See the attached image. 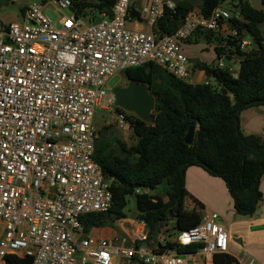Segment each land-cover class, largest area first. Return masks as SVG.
Returning <instances> with one entry per match:
<instances>
[{
    "label": "built area",
    "instance_id": "2783aa9c",
    "mask_svg": "<svg viewBox=\"0 0 264 264\" xmlns=\"http://www.w3.org/2000/svg\"><path fill=\"white\" fill-rule=\"evenodd\" d=\"M132 1L116 0L108 15L95 9L79 13L72 0H57V11H74L58 20L45 2H34L20 21L0 18V264H11L12 255L31 264H118V257L128 264H215L216 254L228 253L230 235L217 212L177 236L165 223L158 240H149L147 223L137 220L120 248L109 238L83 236L82 217L113 206L112 179L94 159L96 108L118 107L110 79L152 62L187 83H210L190 67L184 43L199 29L214 34V47L238 35L229 22L241 17L233 5H220L209 16L189 12L174 34L161 35L153 26L183 0H150L142 11L150 30L129 27ZM97 17L101 21L93 24ZM255 43L245 38L240 47L247 51ZM227 55L215 65L237 78L241 60ZM118 113L122 130L132 131ZM169 241L201 246L181 253Z\"/></svg>",
    "mask_w": 264,
    "mask_h": 264
},
{
    "label": "trees",
    "instance_id": "16d2710c",
    "mask_svg": "<svg viewBox=\"0 0 264 264\" xmlns=\"http://www.w3.org/2000/svg\"><path fill=\"white\" fill-rule=\"evenodd\" d=\"M79 13L87 9L112 14L116 0H72ZM228 0H183L153 26L155 33L174 34L189 12L209 16ZM240 18H231L232 29L238 35L225 45L214 47L216 60L228 53L241 60L240 74L233 77L228 69L215 62L192 60L194 68L204 70L210 83L190 84L156 63H146L124 70L128 80L145 83L156 98L150 120L117 107L132 124L136 138L132 145L98 131L95 161L104 175L112 179L113 206L107 212H93L82 217L83 236L92 229L115 227L126 217L124 212L129 195L136 196V219L145 221L150 229L149 240L155 238L165 223L183 214L187 195L186 172L191 166H201L213 176L221 177L233 198L236 212L253 216L263 199L261 181L264 176V137L245 134L241 128V113L251 107L264 106V46L254 45L244 51L240 43L251 38L258 43L264 39V8L253 6V0H233ZM264 4V0H263ZM214 34L197 30L186 41L193 43ZM219 44L221 37H216ZM196 127L195 139L188 144L185 137L191 126ZM163 187V194L149 190ZM183 216V215H182ZM199 224L195 219L180 230ZM200 244L188 246L169 241L168 247L179 252H195ZM11 264H31L30 258L8 257ZM215 264H241L230 253H218ZM144 264V263H140Z\"/></svg>",
    "mask_w": 264,
    "mask_h": 264
},
{
    "label": "crops",
    "instance_id": "0c3cea01",
    "mask_svg": "<svg viewBox=\"0 0 264 264\" xmlns=\"http://www.w3.org/2000/svg\"><path fill=\"white\" fill-rule=\"evenodd\" d=\"M139 1L133 0L132 3ZM149 1L144 0V6ZM44 2L48 8H52L55 12L59 13L56 9L57 0H44ZM226 2L230 3L226 7L230 9V5L232 6L234 1L228 0ZM11 5H16V0H5V2L1 3L0 18L5 23L22 20L24 10L30 4H19L20 12L18 13L7 9ZM221 6L224 7V3ZM128 25L130 28L136 30H150V27L145 21H138L134 18L130 20V24ZM203 39L207 42L206 37ZM193 43L186 41L184 45ZM207 44L208 48L214 49L212 42H207ZM196 60L203 61L201 59ZM195 70L198 72L200 78H207L204 70L198 68ZM240 119L241 128L245 134H257L264 137V106L245 109L241 113ZM185 182L187 195L184 198V205L186 203L190 204L192 206L190 209L197 211L193 215L195 221L200 223L208 212L219 213L221 221L226 225L230 235L228 253L239 259L241 264H249L252 260L254 264H264V176L261 181L263 199L257 212L253 216L238 214L234 208L233 198L225 181L221 177L211 175L201 166L189 167L186 172ZM120 220L116 222L115 227L105 226L94 228L90 233L94 236L109 238L115 247L120 248L121 245L119 246L118 242L124 233L127 234L129 229L125 226L120 229L118 226ZM2 232L3 222L0 221V235Z\"/></svg>",
    "mask_w": 264,
    "mask_h": 264
},
{
    "label": "rangeland",
    "instance_id": "374dc122",
    "mask_svg": "<svg viewBox=\"0 0 264 264\" xmlns=\"http://www.w3.org/2000/svg\"><path fill=\"white\" fill-rule=\"evenodd\" d=\"M48 1V0H47ZM34 2H44V0H16V5H11L7 7L8 10L18 13L20 12V9L18 7L19 4H31ZM200 0H197V3L199 4ZM229 2L224 3V7L229 6ZM133 8L137 9L138 11H143L144 9V0H140L137 3H132ZM231 6V5H230ZM6 7V6H5ZM4 8V7H3ZM47 13L49 16L54 19L58 20V17L61 15H67V16H72L74 15V11L71 8H66L62 12H55L52 8L47 9ZM84 18L89 21L88 18L84 16ZM130 24V22H129ZM207 42L201 38L198 40V42L193 43V44H186L184 45V51L186 55L191 58L192 60L196 59H201L205 62H214L216 60V55L214 53V50L211 48H208ZM194 67V62H190V67ZM128 78L125 74L124 71H121L114 75L110 81L109 85L110 87L114 88L115 86H124L128 83ZM126 111V110H125ZM118 111L115 109L113 111H108L105 110L101 107L96 108V113L94 117V124L97 129V131H103L106 133H110L112 136L119 137L121 140L127 142V144L132 145L136 138L134 137V134L132 131L130 132H125L122 130V128L119 126L118 123ZM150 193L152 194H157L161 193L163 194V187L158 188L157 190H149ZM164 195V194H163ZM192 206L190 204H185L183 208V216L181 215V218L176 217L172 222V232L174 236H177L178 233L181 231V227L185 226L188 223L192 222V219H194L193 215L194 212L197 213L196 210L190 209ZM136 196L135 195H129L128 197V204L127 207L125 208L124 212L126 214L125 219H122L118 222V226L120 229L125 226L128 229L127 234H123V236H126L128 238L129 233H131L132 229L134 227V223L137 221L136 219ZM133 222V224H131ZM160 235L158 234L154 240H158ZM122 244V241L120 240L118 242V245L120 246ZM127 245H129V242H127ZM128 264L126 260L123 257H118V264Z\"/></svg>",
    "mask_w": 264,
    "mask_h": 264
},
{
    "label": "water",
    "instance_id": "95a60500",
    "mask_svg": "<svg viewBox=\"0 0 264 264\" xmlns=\"http://www.w3.org/2000/svg\"><path fill=\"white\" fill-rule=\"evenodd\" d=\"M5 0H0V3ZM253 6L261 10L264 8L263 0H253ZM131 16L138 21H143L142 12L135 8H132ZM101 21V17H97L93 24H97ZM255 46H259V43H255ZM229 60L226 59V67L229 65ZM113 92L116 97V106L135 113L143 120H150L155 110L156 98L150 93L147 84L141 83L136 80H129L127 86H115ZM196 127L193 125L190 127L185 140L188 144H192L195 139Z\"/></svg>",
    "mask_w": 264,
    "mask_h": 264
},
{
    "label": "flooded vegetation",
    "instance_id": "af4514ba",
    "mask_svg": "<svg viewBox=\"0 0 264 264\" xmlns=\"http://www.w3.org/2000/svg\"><path fill=\"white\" fill-rule=\"evenodd\" d=\"M129 81V80H128ZM129 84V82L126 84V85H124V86H127Z\"/></svg>",
    "mask_w": 264,
    "mask_h": 264
}]
</instances>
